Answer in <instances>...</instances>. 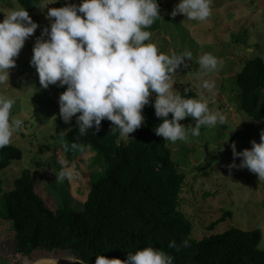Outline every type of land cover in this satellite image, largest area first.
<instances>
[{
  "label": "rangeland",
  "instance_id": "obj_1",
  "mask_svg": "<svg viewBox=\"0 0 264 264\" xmlns=\"http://www.w3.org/2000/svg\"><path fill=\"white\" fill-rule=\"evenodd\" d=\"M50 2L44 0L30 15L38 27L25 40L15 58V66L8 70V83L0 84V95L15 101L10 117L20 119L23 129L14 133L10 140L21 150L22 158L1 172L2 193L13 187L14 180L24 170H29L35 178L36 192L55 209L57 192L65 182L55 180L52 162L59 159L62 167L61 161L66 160L69 165L74 164L79 173L74 180L65 179L68 182L64 189L68 207L82 211L91 184L103 176L106 164L90 147L73 149L71 155H64L63 138L76 121L75 115L68 124L59 117L58 96L66 85L57 86V82L46 89L41 88L38 74L29 64L36 38L50 24V19L45 18L47 9L78 5L80 0ZM47 3L50 4L43 8ZM176 3L178 0H162V19L154 21L150 41L146 42L154 43L159 51L169 55L191 51L192 57L185 61L186 66L179 67L174 74L173 88L191 98H208L209 109L218 110L225 116L224 124L201 126L200 135L190 137L187 142L167 141L172 159L186 175L179 209L191 221L192 237L196 240L231 228L260 229L259 248L264 250V179H258L246 168L227 167L233 162L229 145L235 141L238 152L250 148L249 142L255 140L259 143V133L264 129V120L255 121L242 110L241 91L236 84L237 73L248 60L257 56L264 60V0H212L211 14L202 22L187 20L182 14L171 17L169 13ZM18 6L21 7L15 0H0V20L9 9ZM204 53L218 58L215 70L204 72L200 69L197 58ZM203 80L214 81L212 91L201 87ZM259 106L264 107V92H261ZM180 123L188 126L194 120L186 117ZM137 130L129 133V138ZM121 140L126 142L129 139ZM239 162L240 158L236 157L235 163ZM47 182L51 183L47 185ZM226 213L228 216L222 221ZM8 227L7 222H0V263L13 249ZM33 258L35 261L52 259L78 264L67 263L73 259L67 251L34 253Z\"/></svg>",
  "mask_w": 264,
  "mask_h": 264
},
{
  "label": "clouds",
  "instance_id": "obj_2",
  "mask_svg": "<svg viewBox=\"0 0 264 264\" xmlns=\"http://www.w3.org/2000/svg\"><path fill=\"white\" fill-rule=\"evenodd\" d=\"M211 3L212 0H178L169 15L182 14L187 20L202 22L211 14ZM45 18L50 19V24L36 38L29 64L38 74L41 88L57 82V86L66 85L58 96L59 117L68 124L75 115L80 136L88 135L89 129L99 132L101 121L106 119L111 122L112 132L130 139L128 134L144 123L142 110L149 103L161 121L153 128L154 134L172 143L198 137L201 126L225 123L221 112L209 109L208 98H191L173 88L174 74L179 67L186 66L185 61L192 57L191 51L169 55L159 51L154 43L146 42L151 37L147 29L155 20L162 19L158 0H80L78 5L48 8ZM37 27L24 7L9 9L3 15L0 84L8 83V70L15 66V58L25 40ZM197 63L200 69L209 72L216 69L218 58L204 53L197 58ZM201 87L212 91L214 81L203 80ZM150 97L154 99L150 101ZM14 102L0 95V148L10 143L14 133L23 130L22 121L10 117ZM186 117L193 118L194 123L188 126L180 123ZM249 143L250 148L239 152L235 141L229 145L233 162L227 167L246 168L258 179H264V129L259 133V143L255 140ZM71 147L83 149L76 142ZM236 157L240 158L239 164L235 163ZM61 164L56 181L74 180L79 176L74 164L69 165L66 160ZM182 246H190L188 240L182 241ZM168 247L179 251L180 246L172 240ZM173 259L162 249L146 246L126 252L124 260L96 255L94 264H173ZM73 261L83 264L79 257Z\"/></svg>",
  "mask_w": 264,
  "mask_h": 264
},
{
  "label": "trees",
  "instance_id": "obj_3",
  "mask_svg": "<svg viewBox=\"0 0 264 264\" xmlns=\"http://www.w3.org/2000/svg\"><path fill=\"white\" fill-rule=\"evenodd\" d=\"M15 1L30 16L44 0ZM158 3L161 14L162 0ZM236 84L246 116L264 120V107L259 106L264 92V60L259 56L248 60L237 73ZM142 115V127L126 142L111 131V122L106 119L101 121L99 132L89 129L84 136L77 133L75 121L64 136V155L72 154L71 143L76 142L95 150L106 164L103 176L91 182L82 211L68 207L65 180L52 209L36 192L29 170L4 193L0 178V222L8 223L13 241L12 252L0 264H32L34 253L54 251H67L83 264H94L96 255L124 260L126 252L146 246L169 253L173 264H264L260 229L231 228L201 240L192 237L193 225L179 209L186 175L172 159L167 141L153 132L161 121L151 103L145 105ZM21 158V150L11 143L0 148V174ZM52 163L56 175L61 169L59 159ZM226 216L228 213L221 220ZM172 240L180 246L179 251L168 247ZM184 240L190 246L183 247Z\"/></svg>",
  "mask_w": 264,
  "mask_h": 264
},
{
  "label": "water",
  "instance_id": "obj_4",
  "mask_svg": "<svg viewBox=\"0 0 264 264\" xmlns=\"http://www.w3.org/2000/svg\"><path fill=\"white\" fill-rule=\"evenodd\" d=\"M67 263H79L77 261H68ZM32 264H65L64 262L55 261L52 259H43V260H37L33 262Z\"/></svg>",
  "mask_w": 264,
  "mask_h": 264
}]
</instances>
